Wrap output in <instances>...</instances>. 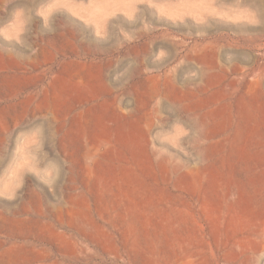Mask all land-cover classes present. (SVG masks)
<instances>
[{"label": "rangeland", "instance_id": "1", "mask_svg": "<svg viewBox=\"0 0 264 264\" xmlns=\"http://www.w3.org/2000/svg\"><path fill=\"white\" fill-rule=\"evenodd\" d=\"M0 264H264V0H0Z\"/></svg>", "mask_w": 264, "mask_h": 264}, {"label": "bare ground", "instance_id": "2", "mask_svg": "<svg viewBox=\"0 0 264 264\" xmlns=\"http://www.w3.org/2000/svg\"><path fill=\"white\" fill-rule=\"evenodd\" d=\"M34 1V0H33ZM42 1V0H41ZM36 3H38L37 1H36ZM30 5H31V3H30ZM33 5H34V3H33ZM33 7V6H32ZM35 7H36V5H35Z\"/></svg>", "mask_w": 264, "mask_h": 264}]
</instances>
